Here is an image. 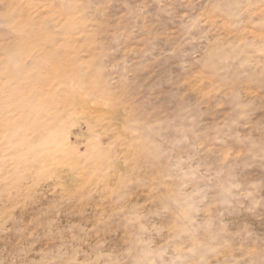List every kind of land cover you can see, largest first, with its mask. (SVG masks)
<instances>
[{
  "label": "rangeland",
  "instance_id": "374dc122",
  "mask_svg": "<svg viewBox=\"0 0 264 264\" xmlns=\"http://www.w3.org/2000/svg\"><path fill=\"white\" fill-rule=\"evenodd\" d=\"M0 264H264V0H0Z\"/></svg>",
  "mask_w": 264,
  "mask_h": 264
}]
</instances>
